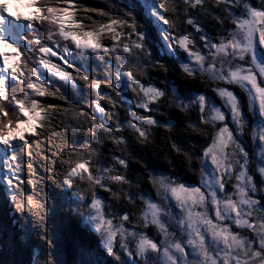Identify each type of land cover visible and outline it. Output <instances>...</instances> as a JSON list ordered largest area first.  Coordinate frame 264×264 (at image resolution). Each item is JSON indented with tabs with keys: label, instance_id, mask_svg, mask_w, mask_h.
I'll use <instances>...</instances> for the list:
<instances>
[{
	"label": "snow or ice",
	"instance_id": "snow-or-ice-1",
	"mask_svg": "<svg viewBox=\"0 0 264 264\" xmlns=\"http://www.w3.org/2000/svg\"><path fill=\"white\" fill-rule=\"evenodd\" d=\"M167 2L143 0L141 8L139 0H133L131 4L119 5L123 15L113 16L101 11L100 14L108 16V20L92 30L85 29L83 21L77 18L78 0H5L0 3V167L6 170L0 176V183L6 185L15 211L31 213L38 218L45 232L48 223L46 204L31 195L23 200L20 198V184L23 181L19 173L22 171L23 157H32L31 137L40 134L39 130L50 119V110L55 107L45 105L38 98L56 95L52 91L50 78L70 84L73 88L78 86L77 80H82L97 97L91 101L93 112L107 118L108 110L101 106L100 99L106 100L115 109L122 102L123 90L127 89L141 96L127 109L130 119L125 122L139 138L147 140L150 135L144 125L171 129L175 126L172 122L161 124L153 116L141 115L135 110L152 112L154 109L150 105L165 96L163 89L145 85L136 75L141 64L134 63V60L142 61L144 55H152L148 43L150 35L162 38L172 55H176L177 49L185 54L180 63L182 70L189 76L200 71L213 80L238 84L247 91L249 111L261 121L260 126L253 129V139L258 142L261 158L264 159V86L258 82V76L264 78V8L257 9L244 0H217L218 4H225L229 11L233 5L243 4L245 15H233L234 29L218 43L206 35L200 36L205 52L196 48L190 34L174 33V22L165 15L168 11ZM13 3L16 6L15 13L8 11ZM184 3L195 8L202 6L203 0H184ZM21 7L32 11L23 15L19 12ZM138 8L150 18L151 31L148 24H140L136 12ZM186 22L195 32L202 31L193 19L188 18ZM154 25H160V28ZM106 34L111 38L110 46L101 42ZM108 53L115 55L118 63L109 62L111 71L105 81L90 79L87 72L74 77L67 70L75 67L74 60L77 59L88 62L95 58L104 62ZM52 57L56 58V62ZM102 84L115 91L116 98L102 91ZM169 87L181 101L178 105L181 110L190 104L198 107L202 123L225 121V113L210 103L206 95L197 94L189 97V103H184L178 88L174 84ZM215 91L229 108L235 129L227 124L217 128L211 143L198 157V184L188 185L178 178L153 174L151 182L163 203L141 196L143 207L140 219L143 226H155L162 237L160 240L126 227L131 223L129 213L113 216L104 210L103 201L96 194L95 187L111 191L105 180L119 184L130 181L123 175H108L114 168L99 164L95 166L94 172L90 155L95 149L90 148L88 156L72 149L62 161L67 167L63 174L57 172L56 183L61 188L75 189L87 182L92 190L91 199L88 200L83 190L79 192V198L87 201L84 204L85 223L100 238L107 256L116 257L119 247L130 264H140L141 261L143 264H264V202L255 197L257 186L248 170L249 154L236 139V133L242 134L246 126L240 101L229 89L216 88ZM206 109L207 116L204 115ZM79 115L88 116L92 126L98 125L115 143H125L123 137L113 135L120 132L123 126L115 111L111 113V119L116 121L115 127L98 121L94 115L83 110ZM190 126L195 128V125ZM92 134L95 135V132ZM173 148L178 153L184 151L175 143ZM116 163L127 168L123 158L117 157ZM27 167L32 170L30 161ZM258 172L264 177V163ZM226 178L236 181L232 192L225 191ZM29 183L33 184L35 190V183L32 180ZM128 199L133 201L131 196ZM169 201L174 204L179 215L173 213ZM117 219L119 223H114ZM233 225L238 229L250 230L258 237L259 246H255L256 241L233 231ZM26 237L31 238L26 233L20 239ZM129 238L134 244L130 243ZM48 243L51 245L52 241Z\"/></svg>",
	"mask_w": 264,
	"mask_h": 264
},
{
	"label": "trees",
	"instance_id": "trees-1",
	"mask_svg": "<svg viewBox=\"0 0 264 264\" xmlns=\"http://www.w3.org/2000/svg\"><path fill=\"white\" fill-rule=\"evenodd\" d=\"M133 0H78L77 18L83 21L87 30L96 29L100 23L106 22L108 16L100 12L110 13L113 16L123 15L120 4H131ZM141 8L143 0H139ZM251 6L262 9L264 0H244ZM168 9L165 15L175 24L176 35H191L195 41L196 48L202 47L200 36L206 35L210 40L219 42L221 38L228 37L229 32L234 29L233 15H245L243 4L233 5L226 10V5L217 3V0H203L202 6L195 8L184 3V0H168ZM86 9H88L86 11ZM175 9V10H173ZM140 24H148L151 31V20L141 10L136 9ZM193 19L200 25L202 31L195 32L193 27L186 21ZM138 24V27H140ZM159 29L160 25H154ZM143 30V29H141ZM101 42L111 45L109 35H104ZM148 43L151 45L152 55H144L140 63L141 68L136 72L137 77L145 85H155L165 91V96L151 104L152 112H144L142 109H135L141 115H151L161 124L172 122L175 126L171 129L165 127H144L149 129L150 135L147 140L139 138L138 134L125 123L130 117L127 109L141 99L140 95L131 91L123 90V99L114 109L106 100L100 99V104L108 110L107 118L99 113H94L91 101L96 100L94 92L82 80H77V87L73 88L58 79L50 78L52 91L55 96H45L42 99L45 105L55 106L49 112V121L45 127L39 130V135L31 137L32 152L31 158L23 157L22 171L19 173L23 183L20 184V198L23 200L31 195L43 201L48 209L47 231L40 225L38 218L31 213H19L11 203L6 185L0 183V264H130L128 257L117 247L116 257H109L103 250L100 238L85 223L84 204L87 201L79 198V192L83 190L88 200L91 199L92 190L87 182L80 184L75 189L61 188L55 180L57 172L63 174L67 165L62 163L72 149L78 154L88 156L89 149H95L90 159L93 162V171L99 164L103 167L114 168L108 175H123L130 183L119 184L105 180L111 191H104L99 186L95 187L96 194L103 201L104 210L113 216L124 213L130 214L131 223L127 224L131 230L147 233L154 240L162 237L158 234L155 226L144 228L140 219L143 201L141 196L151 197L154 201L161 203L157 188L151 182L153 174L167 175L178 178L188 185H197L200 179V162L198 157L203 149L211 143V137L218 127L223 124L235 129L232 122L229 108L224 100L215 91L216 88H226L232 91L240 101L243 112L245 127L242 129L243 136L236 133V139L249 154V172L254 178L257 188L264 185L262 176L258 172L257 149L258 142L253 139V129L260 118L249 111V96L245 89L238 84H227L221 80H213L209 75L197 71L194 76H189L181 68V59L185 54L179 49L176 55H172L166 42L159 36H151ZM121 55H124L121 53ZM56 59L55 57H53ZM210 59V58H209ZM56 62V61H55ZM109 62L118 63L115 55L108 53L105 61L101 62L92 58L90 61L74 60L75 67L67 69L73 76H83L86 72L90 79L105 81L111 71ZM236 63H244L236 61ZM163 65V66H161ZM261 86H264V78L258 76ZM175 85L184 103H189V97L197 94H204L210 101L225 113L226 119L223 122L205 124L200 120V113L195 104L184 110L178 106V100L169 85ZM102 91L109 93L116 98V92L101 85ZM94 115L100 122L115 127L116 121L111 119L113 111L117 119L122 123V130L113 133L116 137H123L125 143H115L108 134L101 131L99 126H92L88 116L79 115L80 111ZM205 116L208 115L206 109ZM190 125H195V128ZM257 128V127H256ZM93 131L95 135H93ZM182 148L183 152H177L173 144ZM231 151V149H229ZM123 158L127 162V168L116 163V158ZM32 164L29 170L27 164ZM191 161V163H190ZM34 172V176L32 175ZM32 180L35 183H29ZM235 184V180H233ZM228 187L229 190H233ZM133 197L130 202L128 197ZM261 202H264V192L260 195ZM172 206H174L172 204ZM114 223H119L115 220ZM133 225L135 227L133 228ZM30 234L21 240V236ZM130 243L134 244V241ZM52 243L49 245L48 241ZM143 264V261L140 262Z\"/></svg>",
	"mask_w": 264,
	"mask_h": 264
},
{
	"label": "rangeland",
	"instance_id": "rangeland-1",
	"mask_svg": "<svg viewBox=\"0 0 264 264\" xmlns=\"http://www.w3.org/2000/svg\"><path fill=\"white\" fill-rule=\"evenodd\" d=\"M258 82H259V80H258ZM260 124L261 123H257V126H255V128L256 127H259L260 126ZM243 132L244 131H242V134H240V133H238V135L239 136H243ZM257 157H258V168L260 167V165L262 164V163H264V159H262L261 158V154H260V147L257 149ZM209 167H210V165H209ZM248 170H249V165H248ZM0 171H1V173L3 172V168L1 167L0 168ZM262 179H263V181H264V177H262ZM234 180V179H233ZM233 180H228L227 178L225 179V191L226 192H232L233 190H229V188L228 187H232V184H233ZM235 183H236V181H235ZM263 192H264V185H261L260 186V188H257V192L255 193V197L257 198V199H259V200H261L260 199V195H262L263 194ZM151 198V197H150ZM152 199V198H151ZM161 203H163V201L161 202ZM174 205V204H173ZM169 207H171L172 208V211H173V213L174 214H176V215H179V213H178V211L176 210V208H175V206H172V203H171V201H169ZM164 219L166 220L167 218L166 217H164ZM233 231H237V232H240L246 239H252V240H254V241H256V247H258L259 246V244H258V237H256L250 230H247V229H238V228H235V226L233 225Z\"/></svg>",
	"mask_w": 264,
	"mask_h": 264
}]
</instances>
